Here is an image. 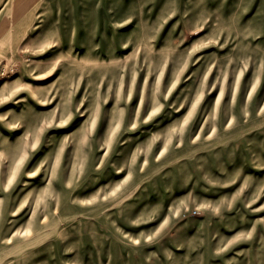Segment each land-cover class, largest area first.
Instances as JSON below:
<instances>
[{
	"label": "rangeland",
	"instance_id": "rangeland-1",
	"mask_svg": "<svg viewBox=\"0 0 264 264\" xmlns=\"http://www.w3.org/2000/svg\"><path fill=\"white\" fill-rule=\"evenodd\" d=\"M0 264H264V0H0Z\"/></svg>",
	"mask_w": 264,
	"mask_h": 264
}]
</instances>
